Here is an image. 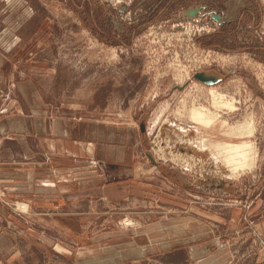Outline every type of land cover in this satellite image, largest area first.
<instances>
[{
	"label": "rangeland",
	"instance_id": "1",
	"mask_svg": "<svg viewBox=\"0 0 264 264\" xmlns=\"http://www.w3.org/2000/svg\"><path fill=\"white\" fill-rule=\"evenodd\" d=\"M57 119L132 131L130 197L45 192L104 174ZM242 143L235 176L221 148ZM0 264H264V0H0Z\"/></svg>",
	"mask_w": 264,
	"mask_h": 264
},
{
	"label": "crops",
	"instance_id": "2",
	"mask_svg": "<svg viewBox=\"0 0 264 264\" xmlns=\"http://www.w3.org/2000/svg\"><path fill=\"white\" fill-rule=\"evenodd\" d=\"M20 90H22L23 92V90L27 91L28 89L21 86ZM26 95L27 93L24 94V96ZM67 122L69 121L57 119L55 124L57 131L63 135V138H67V136H69V138H72L73 140L76 139L78 142H81V144L79 143L80 150L86 151V153L88 154L94 152V154L98 153L99 155H102L104 158V160L102 161V169L104 170L105 175L103 174L102 176V183L95 186L90 185L86 187H79V185L76 183L75 188L72 187L69 190L66 184H60V189L52 185L51 187L47 186L48 189L46 188L45 192L46 190H50L51 193H58L59 197L61 199H64V201H84L86 199H102L105 201H110L115 197L126 198L128 195V197H130V195L132 194L129 193L128 189L133 188L132 186L136 185L135 182L137 180L140 181L143 179L142 177H140V175L137 176L133 174L134 168L129 163V154L125 153L126 147H122L126 145L124 143L126 140H128L127 138L129 136V133H131L132 131L126 127L124 129L118 127L116 128L113 125L105 123L93 124L81 122L80 124H77L75 121H72L70 122V124H67ZM59 125H61L62 128H60ZM141 130L145 131V127L143 125L141 127ZM117 144L120 146H118ZM93 145L95 146V151ZM158 173H160V175L162 174L164 177H167L169 182V186H161L163 187L161 191H163L164 189L167 190V186L169 188L172 186L175 187L176 183L179 182L180 176L177 173L172 172L171 170L158 169V171L154 174H156V176L158 177ZM149 184L150 183L145 184V186ZM155 184L158 185L157 183ZM173 187L171 189L168 188L170 190L169 192L163 193L162 195L159 193L158 196H153L154 198L150 200H153L152 202L163 203L162 205L164 206V208H166L164 203H169V208L170 206H174L175 200L180 199V191L176 190ZM145 188H143L142 186L140 187V189L143 190L142 192H145V195H152L150 193L151 190L149 188ZM165 197H167L168 200ZM186 220L196 221V219L192 217H185L180 219L174 218L171 219V221L169 219H164L159 222L157 221L156 224L164 225L168 221L167 224L173 223V225H177L182 222L184 223ZM177 237L178 236L175 235L174 238L176 239Z\"/></svg>",
	"mask_w": 264,
	"mask_h": 264
},
{
	"label": "bare ground",
	"instance_id": "3",
	"mask_svg": "<svg viewBox=\"0 0 264 264\" xmlns=\"http://www.w3.org/2000/svg\"><path fill=\"white\" fill-rule=\"evenodd\" d=\"M230 109H233L230 106H226ZM216 118L213 114H210L205 108L203 107H196V109H192L190 111V118L192 121L198 124H205V125H210L211 121H213ZM199 145V143H198ZM217 150L220 151V147L216 145ZM200 149V148H198ZM203 149V147H202ZM223 149L224 156L225 157L224 161L227 164H230L233 166V171L234 175L236 176V173H239L240 170L246 168V164H249L250 162V154L253 152V150H250L248 143H242L241 145H230L227 144L225 147H222ZM231 149H234L232 152L230 151ZM216 150V151H217ZM218 154V152H217ZM215 159V157H214ZM213 159V160H214ZM217 160V159H216ZM253 163V162H252ZM235 165V166H234ZM232 173V172H231Z\"/></svg>",
	"mask_w": 264,
	"mask_h": 264
},
{
	"label": "water",
	"instance_id": "4",
	"mask_svg": "<svg viewBox=\"0 0 264 264\" xmlns=\"http://www.w3.org/2000/svg\"><path fill=\"white\" fill-rule=\"evenodd\" d=\"M198 14H203V11H201V9H199V8H193V9H188L187 11H185L183 13V16H184L185 20H192ZM213 18L215 20H217L218 22L222 21V18L219 15H213ZM194 78L200 80L202 83H205L207 85L215 84V83L219 82L218 78H215L214 76L209 77L203 72L196 73Z\"/></svg>",
	"mask_w": 264,
	"mask_h": 264
},
{
	"label": "flooded vegetation",
	"instance_id": "5",
	"mask_svg": "<svg viewBox=\"0 0 264 264\" xmlns=\"http://www.w3.org/2000/svg\"><path fill=\"white\" fill-rule=\"evenodd\" d=\"M213 15H217V14L214 13ZM213 15H211V16L213 17ZM219 16H221V15H219ZM221 18H222V16H221ZM213 19H214V18H213ZM214 20H215V19H214Z\"/></svg>",
	"mask_w": 264,
	"mask_h": 264
}]
</instances>
